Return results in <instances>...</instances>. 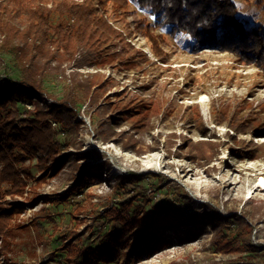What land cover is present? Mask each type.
Returning a JSON list of instances; mask_svg holds the SVG:
<instances>
[{"label":"trees","instance_id":"trees-1","mask_svg":"<svg viewBox=\"0 0 264 264\" xmlns=\"http://www.w3.org/2000/svg\"><path fill=\"white\" fill-rule=\"evenodd\" d=\"M128 1L0 0V62L7 58L17 71L14 81L0 77V264H11L7 255L12 243V220L25 211L20 203H16L17 198L23 197L27 182L35 179L32 171L39 173L38 179L42 180L50 169L54 177L67 170L72 181L62 194L46 195L42 200L38 197L29 199L32 206L42 201L46 205L34 217L41 246L47 239L46 235L59 230L54 213L57 204L69 209L66 211L71 226L64 228L60 246L48 256L51 260L62 252L64 264H113L120 254L117 245L125 233L141 243L135 253L136 259L141 260L143 256H154L174 245L192 243L208 234L211 245L224 253L239 254L245 250L250 253L247 258L222 264H264L253 256L262 247L251 241L254 229L245 218L246 212L233 211L231 215H223L211 205L196 209L191 197L172 182L164 184L161 176H116L112 187L118 201L104 214H100L98 207L91 202L92 196L84 192L86 185L101 178L104 165L81 166L79 161H85L90 153L68 151L80 146L78 137L83 122L78 117L83 106L87 104L90 113L93 111V114L105 116L96 123V133L105 141L117 135L116 142L125 149L134 147L145 133L151 134L152 117L159 116L158 109L156 112L148 111L142 102L127 98L124 92L110 96L108 92L114 87V79H105L97 71L120 64L116 61L117 54L111 52L118 40L125 42V49L121 52L123 60L137 57L134 46L105 15L108 4L124 9ZM254 1L264 4V0ZM135 2L138 7L149 10L154 18L152 26L146 27L145 36L157 56L164 55L160 48L162 39L151 32L152 28L167 29L173 35H187L193 53L204 49L228 52L239 63L253 64L264 70V31L241 20L233 0ZM50 78L61 81L60 94L46 89L45 83ZM174 106V102L169 101L160 119L165 120ZM197 111L196 104L187 106L179 112L178 119L185 125L198 126V132L205 139L193 143L180 136L181 147L179 145L174 155L184 156L207 170L225 144L235 159H264V144L239 140L229 146L219 139L206 138L208 130ZM213 114L216 124L225 123L237 136L256 133L255 137H264V131L256 132V127L248 124L239 113L228 116L214 109ZM50 120L54 121L55 127L51 126ZM126 124L127 130L122 128ZM115 129H118V134ZM175 136L170 134L162 142L169 153L175 145ZM227 137L231 141L236 138L228 134ZM153 141L156 147L159 139L154 138ZM150 179L154 182L149 183ZM144 183L154 191L162 192L165 198L153 204L159 212V216H154L153 224L134 230L133 218L143 214L146 206L151 204ZM78 195L80 200H74ZM6 197H9L8 201ZM260 208L264 218V203L256 210ZM88 212H94L93 222L99 224L102 233L100 244L94 248L79 245L81 235L77 229L82 222L79 218ZM162 214H167L166 221H162ZM179 225L184 226L179 235L165 234L166 229Z\"/></svg>","mask_w":264,"mask_h":264},{"label":"rangeland","instance_id":"rangeland-1","mask_svg":"<svg viewBox=\"0 0 264 264\" xmlns=\"http://www.w3.org/2000/svg\"><path fill=\"white\" fill-rule=\"evenodd\" d=\"M233 2L237 7V16L241 20L250 26H259L264 31V4H256L254 0ZM105 15L122 32L127 42L134 46L137 55L123 60L124 55L121 52L125 49V42L119 40L114 42L111 52L117 54L116 61L120 64L113 68L107 66L97 70L103 78L114 79V87L108 94L113 97L118 92H124L127 98H136L142 102L146 110L151 112L159 110V116L152 117L151 134L145 133L140 136L134 147L125 149L122 144L116 142L117 135L105 141L96 133V123L105 116L93 114V111L90 113L87 104L83 106L78 117V120L83 122L78 137L80 146L78 149L70 148L68 151L90 153L85 161H79L81 166L104 165L101 178L86 185L84 192L92 196L91 202L98 207L100 214H104L118 201L112 187L116 176L128 174L161 176L164 178V184L172 182L191 197L196 209L203 205H211L223 215H231L233 211L241 214L246 212L245 218L254 229L251 241L254 245L262 247L253 256L256 260L264 262L263 210L261 208L259 211L256 210L264 203V187L261 185L264 183V159H235L230 156L225 144L219 149V154L207 170L184 156L173 154L177 152L179 145L181 147L180 136L193 143L205 139L198 132V126L185 125L178 119L179 112L194 104L197 105V113L202 124L208 130L206 138L209 140L219 139L229 146L239 140L264 144V137H255L256 133L237 136L225 123L216 124L213 114L214 109L228 116L239 113L246 118L248 124L256 127V132H263L264 127L260 126L264 124V70L253 64L239 63L237 58L228 52L204 49L193 53L190 47L192 43L187 35L182 33L173 35L167 29L152 28L151 32L162 39L160 48L164 55L157 56L145 36L146 27L152 26L154 18L149 10L138 7L135 0H129L124 9L108 4ZM87 72L94 73L95 70ZM4 76L9 81L17 78V71L12 68L7 58L0 62V77ZM61 86L62 83L57 78H50L45 83L46 89L54 94H60ZM171 100L175 106L168 111V117L161 120L160 114ZM26 108L32 109L30 105H26ZM195 116L196 112L193 114V117ZM49 123L55 127L54 121L50 120ZM122 128L127 130L128 125ZM115 130L118 134V129ZM170 134L176 135L171 153L162 143ZM213 134L215 138H212ZM227 134L236 137L235 141H231ZM154 138L159 139L156 147ZM31 173L38 179L39 173L34 171ZM35 179L27 182L23 197L17 198L16 203H20L25 211L12 220L14 223L12 243L7 258L11 264H64V253L58 252L53 260L48 256L60 246V236H63L64 228L71 226L66 211L69 209L57 204L54 213L59 230L46 235L47 239L41 246L37 240L34 217L40 208L46 205L42 201L32 206L29 199L38 197L42 200L46 195L64 193L72 183L70 175L66 170L54 177L50 169L45 179L39 178L37 181ZM153 182L152 179L149 180V183ZM144 184V187L148 188L147 196L152 205H147L143 214L133 218L134 230H141L153 224L154 216H159L153 204H158L165 198L162 192L154 191L147 183ZM80 198L78 195L74 200ZM5 200L8 201L9 197ZM92 216L94 212H88L79 218L82 221L77 229L81 235L80 246L94 248L101 242L99 224L93 222ZM160 217L162 221L167 220V214ZM183 229L184 226L179 225L173 229H166L165 234L172 232L179 235ZM210 239L211 236L206 234L192 243L174 245L154 256H143L138 260L135 253L138 252L141 243L125 233L117 245L120 254L113 264H222L247 258L250 254L248 250L239 254L224 253L213 247Z\"/></svg>","mask_w":264,"mask_h":264},{"label":"bare ground","instance_id":"bare-ground-1","mask_svg":"<svg viewBox=\"0 0 264 264\" xmlns=\"http://www.w3.org/2000/svg\"><path fill=\"white\" fill-rule=\"evenodd\" d=\"M261 185L264 187V183H261Z\"/></svg>","mask_w":264,"mask_h":264}]
</instances>
